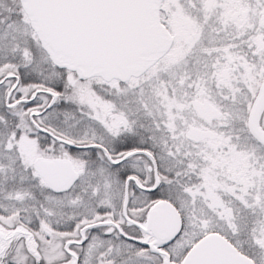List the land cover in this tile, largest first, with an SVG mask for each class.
I'll list each match as a JSON object with an SVG mask.
<instances>
[{"label": "snow or ice", "instance_id": "6c2138e0", "mask_svg": "<svg viewBox=\"0 0 264 264\" xmlns=\"http://www.w3.org/2000/svg\"><path fill=\"white\" fill-rule=\"evenodd\" d=\"M0 264H264V0H0Z\"/></svg>", "mask_w": 264, "mask_h": 264}]
</instances>
